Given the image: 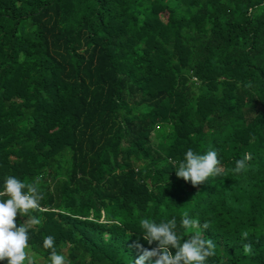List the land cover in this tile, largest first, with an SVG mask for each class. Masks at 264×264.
<instances>
[{"label":"trees","instance_id":"trees-1","mask_svg":"<svg viewBox=\"0 0 264 264\" xmlns=\"http://www.w3.org/2000/svg\"><path fill=\"white\" fill-rule=\"evenodd\" d=\"M189 148L222 173L177 178ZM41 174L39 264L46 236L71 264H134L156 246L140 222L184 213L207 264H264V0H0V188Z\"/></svg>","mask_w":264,"mask_h":264},{"label":"clouds","instance_id":"clouds-1","mask_svg":"<svg viewBox=\"0 0 264 264\" xmlns=\"http://www.w3.org/2000/svg\"><path fill=\"white\" fill-rule=\"evenodd\" d=\"M249 160L251 153H245L242 159L236 160L232 172H246ZM174 164L176 177L190 182L193 187L206 183L209 177L218 176L223 171L215 150L197 154L189 148L183 158ZM40 180L41 177L37 176L31 182H24L11 175L4 179L0 188V261H6L7 264H36L26 249L29 248L31 229L40 224V220L33 215L40 210V201L43 199L39 189ZM18 214L26 217L19 226L15 222ZM140 227L142 239L148 245L155 242L156 246L145 248L136 243L140 254L134 264H207L208 258L215 255L214 241L204 235L208 224H201L188 213L183 214L179 225L173 217L160 223L143 219ZM178 227L191 230V234L185 236L177 230ZM248 235L245 232L243 237L247 239ZM43 247L50 250L48 264H71L67 256L57 252L53 236L44 238ZM242 247L244 253H251V243H245Z\"/></svg>","mask_w":264,"mask_h":264},{"label":"rangeland","instance_id":"rangeland-1","mask_svg":"<svg viewBox=\"0 0 264 264\" xmlns=\"http://www.w3.org/2000/svg\"><path fill=\"white\" fill-rule=\"evenodd\" d=\"M142 10H144V7H142ZM146 10V9H145ZM151 143L155 146V144H156V139L152 136L151 137ZM43 176V174H41L39 177H42ZM36 261V264H39V262L37 261V260H35Z\"/></svg>","mask_w":264,"mask_h":264}]
</instances>
